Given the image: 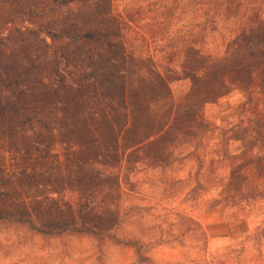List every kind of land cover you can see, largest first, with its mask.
I'll use <instances>...</instances> for the list:
<instances>
[{
    "label": "rangeland",
    "instance_id": "obj_1",
    "mask_svg": "<svg viewBox=\"0 0 264 264\" xmlns=\"http://www.w3.org/2000/svg\"><path fill=\"white\" fill-rule=\"evenodd\" d=\"M262 80L264 0H0V264H264V159L211 121Z\"/></svg>",
    "mask_w": 264,
    "mask_h": 264
},
{
    "label": "crops",
    "instance_id": "obj_2",
    "mask_svg": "<svg viewBox=\"0 0 264 264\" xmlns=\"http://www.w3.org/2000/svg\"><path fill=\"white\" fill-rule=\"evenodd\" d=\"M250 80L244 84L234 85L229 87L224 93L219 95L218 104L227 100L226 103L233 108L230 111L234 112L240 107H243L246 102V92L249 88L251 80H254L255 73L251 70ZM252 77V78H251ZM264 85L263 80L261 81ZM264 94V88H262ZM233 94L235 98L233 99ZM224 103V102H223ZM232 112L229 109L225 112H219L217 117L212 118L217 125L222 124L229 127L228 130L234 129L235 136L230 135L228 147L243 157H253L254 159H264V122L257 119H247L241 116L237 123L228 125V119L231 120ZM205 123H210V120L203 119ZM228 125V126H227ZM249 140V141H248ZM232 153V152H231ZM233 154V153H232ZM243 159V158H242ZM201 225L207 244L211 248L228 247L233 243H238L247 233L249 222L243 217L227 216L221 206L214 205L201 211L197 217Z\"/></svg>",
    "mask_w": 264,
    "mask_h": 264
},
{
    "label": "trees",
    "instance_id": "obj_3",
    "mask_svg": "<svg viewBox=\"0 0 264 264\" xmlns=\"http://www.w3.org/2000/svg\"><path fill=\"white\" fill-rule=\"evenodd\" d=\"M110 14V13H109ZM229 48H225L224 50H225V52L223 53V55H225V53H227V50H228ZM192 73H193V77H196L197 76V71L196 70H194V71H192ZM249 75H251V71L249 72ZM162 81L163 82H165L164 81V79H162ZM250 86H252V85H255L254 83H253V81L251 80V82H250V84H249ZM259 91H261V90H259ZM263 92V91H262ZM217 97L219 96V94L218 95H216ZM201 97H204V94H203V92H202V94H201ZM259 115H258V118L260 119V121H263L264 122V109H262V110H260L259 112ZM147 139V138H146ZM227 146V145H226ZM263 164V162H262V160H260V162H259V166L260 165H262ZM242 170V167L240 168V169H237L235 172H234V174H236V175H240L241 174V171ZM246 179H247V176L245 175L244 176V181H246ZM244 181H242V182H244ZM231 217H236V216H231ZM89 231V230H88ZM96 233H98V232H96Z\"/></svg>",
    "mask_w": 264,
    "mask_h": 264
}]
</instances>
